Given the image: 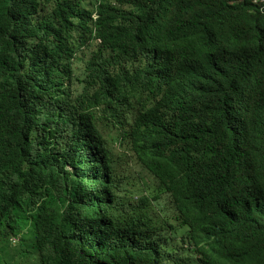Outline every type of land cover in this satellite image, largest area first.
Returning a JSON list of instances; mask_svg holds the SVG:
<instances>
[{
    "label": "trees",
    "instance_id": "trees-1",
    "mask_svg": "<svg viewBox=\"0 0 264 264\" xmlns=\"http://www.w3.org/2000/svg\"><path fill=\"white\" fill-rule=\"evenodd\" d=\"M162 192L191 251L157 235ZM28 217L39 264H264V0H0V245Z\"/></svg>",
    "mask_w": 264,
    "mask_h": 264
},
{
    "label": "rangeland",
    "instance_id": "rangeland-1",
    "mask_svg": "<svg viewBox=\"0 0 264 264\" xmlns=\"http://www.w3.org/2000/svg\"><path fill=\"white\" fill-rule=\"evenodd\" d=\"M124 8V7H123ZM96 47L95 41H90L88 44L80 49H77L72 59L73 77L71 81V89L74 94L81 91V79L83 77L84 62L90 55L92 49ZM98 129L101 135L104 137L108 148L112 153V158L116 167L119 170L120 185H124L138 189L145 194L149 193L156 186L155 180L151 175L142 168V166L136 162L133 156L125 155L118 145L119 131L117 126L106 119H100L98 123ZM131 195H138V193H132ZM151 211L149 215L153 217L155 223L165 230H160L157 233L158 236H166L179 247V251L182 249H189L185 238V227L178 224V220L175 218V212L172 209V203L167 193H160L156 200H150ZM23 218V216H20ZM25 220V219H23ZM22 224V223H20ZM23 225V224H22ZM20 233V232H19ZM31 237L32 233L30 232ZM22 234L20 233V236ZM29 237V236H28ZM31 241V240H30ZM19 240L16 244L7 243L0 245V264H38L37 257L33 253H24L23 250L27 248L26 242ZM32 244V243H31ZM33 247V245H32ZM172 248L171 244L168 246ZM35 250V248L33 247ZM186 251V250H185Z\"/></svg>",
    "mask_w": 264,
    "mask_h": 264
},
{
    "label": "clouds",
    "instance_id": "clouds-1",
    "mask_svg": "<svg viewBox=\"0 0 264 264\" xmlns=\"http://www.w3.org/2000/svg\"><path fill=\"white\" fill-rule=\"evenodd\" d=\"M98 1H105V0H98ZM92 17H93V19H95L96 18V13L95 12H93L92 13ZM93 41H95L96 42V44L97 43H99L100 42V40H99V38H95V39H93ZM81 48V47H80ZM79 48V49H80ZM97 111V113H100V111H98V110H96ZM99 119H104V118H102V117H99ZM98 123H99V120H97V129H98ZM98 131H99V129H98ZM100 132V131H99ZM120 135V134H119ZM104 138V137H103ZM107 144V143H106ZM143 168V167H142ZM144 169V168H143ZM145 170V169H144ZM148 172V171H147ZM151 175V174H150ZM130 188V187H129ZM130 189H132V188H130ZM139 189V188H138ZM132 190H136V189H132ZM132 198L133 199H136L137 198V195H132ZM172 209H173V207H172ZM174 211V210H173ZM175 212V211H174ZM26 224H24V225H20V228H19V230L17 231V233L15 234V235H12V234H9L8 235V242L9 243H14V244H16L19 240L21 241V242H26L27 243V248H25L24 250H23V252L24 253H33L34 252V254L36 255V257H37V261H38V264H39V256H38V252L37 251H35L34 249H33V247H32V244H31V241H30V238H31V234H30V229H31V223H32V219H31V217H28L27 218V220H26V222H25ZM22 234L21 236H20V233ZM33 235V234H32ZM29 236V237H28ZM20 237H22L21 239H20ZM20 242V243H21Z\"/></svg>",
    "mask_w": 264,
    "mask_h": 264
}]
</instances>
